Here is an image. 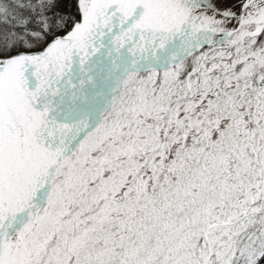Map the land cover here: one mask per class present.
Instances as JSON below:
<instances>
[{
	"label": "snow or ice",
	"instance_id": "1",
	"mask_svg": "<svg viewBox=\"0 0 264 264\" xmlns=\"http://www.w3.org/2000/svg\"><path fill=\"white\" fill-rule=\"evenodd\" d=\"M0 264H264V0H0Z\"/></svg>",
	"mask_w": 264,
	"mask_h": 264
}]
</instances>
